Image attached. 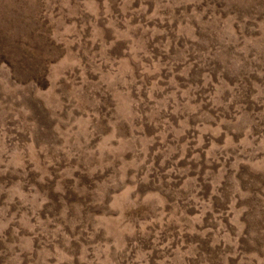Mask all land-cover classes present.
Listing matches in <instances>:
<instances>
[{
  "label": "rangeland",
  "instance_id": "obj_1",
  "mask_svg": "<svg viewBox=\"0 0 264 264\" xmlns=\"http://www.w3.org/2000/svg\"><path fill=\"white\" fill-rule=\"evenodd\" d=\"M0 264H264V0H0Z\"/></svg>",
  "mask_w": 264,
  "mask_h": 264
}]
</instances>
